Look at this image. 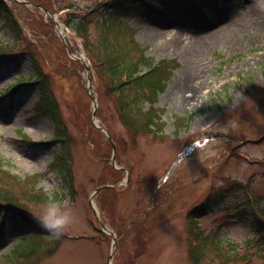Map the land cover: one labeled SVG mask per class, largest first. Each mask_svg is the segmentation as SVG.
Masks as SVG:
<instances>
[{
    "label": "rangeland",
    "instance_id": "374dc122",
    "mask_svg": "<svg viewBox=\"0 0 264 264\" xmlns=\"http://www.w3.org/2000/svg\"><path fill=\"white\" fill-rule=\"evenodd\" d=\"M95 2L7 0L20 40L0 11V42L10 45L0 52V188L24 213L0 200V264H109L114 239L100 219L118 238L112 264H194L190 237L198 232L219 241L230 264H264L261 234L246 214L264 206V0H151L123 18L124 32L88 9ZM73 13L92 18L87 43L69 24ZM132 38L155 62L178 64L156 104L165 126L158 139L128 130L99 70L113 44H123L125 61L137 60ZM40 76L58 103L64 148L52 117L38 113ZM175 115L192 119L181 127ZM64 151L74 193L52 168ZM104 185L114 187L95 194L98 217L90 199ZM40 191L73 212L61 235L41 229L46 203L30 199ZM210 197L211 211L194 214ZM192 219L201 230L191 231ZM28 236L31 252L17 245ZM218 253L209 245L198 264H220Z\"/></svg>",
    "mask_w": 264,
    "mask_h": 264
},
{
    "label": "trees",
    "instance_id": "16d2710c",
    "mask_svg": "<svg viewBox=\"0 0 264 264\" xmlns=\"http://www.w3.org/2000/svg\"><path fill=\"white\" fill-rule=\"evenodd\" d=\"M151 3V0H96L93 7L89 6L88 9L99 8V10H101L103 13V22L109 21V25L115 26L121 23L118 29L120 32L121 30L124 32L126 29V24L124 21H122L123 18L133 14L136 11V8H138V4H145L151 7ZM0 11L4 13L5 17L7 16V19H9L10 16V28L14 33V37L17 40H20L23 37L24 30L17 19L13 15L8 14L6 0H0ZM91 23V17L85 14L77 16L75 13L72 14V18L69 22V24L74 28L76 35L81 37L84 40V43L88 42L87 39L89 37V28ZM132 41L133 47L140 51V55L137 60L129 62L125 61L121 56L123 52L121 46L123 44H113L109 55L105 60L106 63L99 64V70L104 71L109 78V93H112L109 95L115 100L117 111L128 130H131L134 133L142 132L152 136L153 139H158L163 135L165 126L162 119L163 112L159 110V108L156 106V103L158 101L160 92L165 90L167 82L170 80L173 70L178 64L171 63L168 60L155 62L154 58L148 56L145 53V50L136 40L132 38ZM3 46H7V49L10 47L9 44L0 42V52L3 51ZM10 58L18 59V55ZM34 66L38 70L36 63H34ZM18 80L21 83H28V79L24 77H20ZM37 82L44 83L45 80L42 76H40L35 81V83ZM43 83H41L42 94L41 99L38 102V113L50 115L52 117L56 123V137L63 142V146L65 147L68 145L69 140L68 135L64 130L62 132L58 130L61 128L63 123L58 103L51 94H47L49 84L46 83L44 86ZM13 91L15 92L16 89L13 88ZM146 104L148 107H146ZM191 119L192 115H175L174 123L175 125L178 124L181 125V127H185V122H188V120ZM60 156V163H55L54 165L52 164V168L60 172L61 176L65 179V181L68 182V188L72 193H74L75 182L73 181L74 179L72 176V167L69 161V155L64 151V153H62ZM2 166L3 165H1L0 168ZM17 177L21 178L19 176ZM30 199L36 202L46 203L49 199V195L40 191L36 194L31 193ZM0 200L4 201L6 205L15 208L14 212L16 214H24L17 211L20 203L16 200V197L11 193L10 190H3L0 188ZM247 201L248 203H255L254 199H248ZM214 202V198H208L207 201L201 204L200 207H196L193 213H197L198 216H200L206 211H211L212 207L214 206ZM246 214H253L251 225L256 234H261L260 240L262 245H264V206L260 207L258 205V208H250ZM22 218L26 221L29 220L27 215L26 217ZM3 224L4 221L2 219V222H0V239L3 236ZM41 229L44 228L41 227ZM193 229H197V231L201 230L196 219L191 220V231ZM43 234L45 233L36 234L35 236L44 238L45 235ZM194 239H198L196 246H193L192 243ZM208 239L209 236L202 234V232H198L196 236L190 237V255L194 260V264H198L200 257L207 253L209 245L215 250L219 251L218 255H221L223 259L220 264H230L231 253L228 250H224L223 246H219L220 242L215 238H211L209 241ZM30 240V236L23 237L17 243V245L21 247L27 245L28 248H26V252L28 249V251L31 252L32 246L29 244ZM20 254L24 255L23 252L19 253V255ZM244 262L233 264H244Z\"/></svg>",
    "mask_w": 264,
    "mask_h": 264
},
{
    "label": "clouds",
    "instance_id": "9594fccd",
    "mask_svg": "<svg viewBox=\"0 0 264 264\" xmlns=\"http://www.w3.org/2000/svg\"><path fill=\"white\" fill-rule=\"evenodd\" d=\"M37 219L42 228L56 235H61L69 225L75 222L72 210L64 207L63 201L56 198L54 192L49 196Z\"/></svg>",
    "mask_w": 264,
    "mask_h": 264
},
{
    "label": "water",
    "instance_id": "95a60500",
    "mask_svg": "<svg viewBox=\"0 0 264 264\" xmlns=\"http://www.w3.org/2000/svg\"><path fill=\"white\" fill-rule=\"evenodd\" d=\"M95 115H96V111L94 112V116H95ZM107 186H109V185H105V186H102V187H100V188H97V189L95 190V192L93 193V195L91 196V203H92V206H93L94 211H95L96 214H98V210H97V208L95 207V205L93 204V197H94V194L97 193V192H99L102 188L107 187ZM100 224H101V226L103 227V229L108 230V228L106 227V225H105L102 221L100 222ZM109 231H110V230H109ZM110 233H112V232H110ZM112 236L114 237V241H115V243H114V246H113V250H112V252H111V254H110V256H109V262H110V263H111V261H112V259H113V257H114V251H115V248H116L117 245H118V240H117V238H116V235H115L114 233H112Z\"/></svg>",
    "mask_w": 264,
    "mask_h": 264
},
{
    "label": "bare ground",
    "instance_id": "6f19581e",
    "mask_svg": "<svg viewBox=\"0 0 264 264\" xmlns=\"http://www.w3.org/2000/svg\"><path fill=\"white\" fill-rule=\"evenodd\" d=\"M208 24H209V25H214L215 23H212V22H211V23H208ZM95 105H97V102H95Z\"/></svg>",
    "mask_w": 264,
    "mask_h": 264
}]
</instances>
